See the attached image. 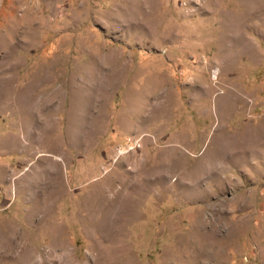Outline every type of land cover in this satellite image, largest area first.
Listing matches in <instances>:
<instances>
[{
  "label": "rangeland",
  "instance_id": "rangeland-1",
  "mask_svg": "<svg viewBox=\"0 0 264 264\" xmlns=\"http://www.w3.org/2000/svg\"><path fill=\"white\" fill-rule=\"evenodd\" d=\"M0 264H264V0H0Z\"/></svg>",
  "mask_w": 264,
  "mask_h": 264
}]
</instances>
